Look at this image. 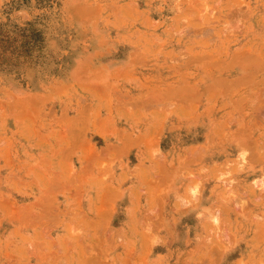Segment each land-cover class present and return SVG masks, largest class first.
I'll return each instance as SVG.
<instances>
[{
    "label": "rangeland",
    "instance_id": "1",
    "mask_svg": "<svg viewBox=\"0 0 264 264\" xmlns=\"http://www.w3.org/2000/svg\"><path fill=\"white\" fill-rule=\"evenodd\" d=\"M31 71L38 94L0 101V264H110L113 247L118 264L157 252L154 264H172L162 201L206 211L188 264H264V0H0V74L26 86ZM4 103L23 136L54 141V163L16 171ZM134 153L142 161L121 178L147 209L124 240L108 223L120 195L110 166ZM88 182L101 221L57 225L59 199L79 206Z\"/></svg>",
    "mask_w": 264,
    "mask_h": 264
},
{
    "label": "crops",
    "instance_id": "2",
    "mask_svg": "<svg viewBox=\"0 0 264 264\" xmlns=\"http://www.w3.org/2000/svg\"><path fill=\"white\" fill-rule=\"evenodd\" d=\"M103 59V60H102ZM107 59L111 58H101L100 63H109ZM120 59V58H115ZM114 60V61H115ZM103 61V62H102ZM111 63V62H110ZM28 78V73L26 74ZM33 71L30 73V79L28 80V85L24 86L22 83H20L19 80H16L13 78L10 74L7 73H1L0 74V101L1 99H5V94L8 93L10 98L18 99L22 98L24 95L30 94L32 97L36 94H38V85L33 79ZM30 81V82H29ZM2 95V96H1ZM5 104V103H4ZM3 105V104H2ZM3 112L7 114L6 119L4 120V127L5 124L7 128H9L11 131H13V137H12V143H13V154L12 158L15 163V169L17 172H19L20 175L25 174V172L33 165L36 161H38L40 158H47L48 161L53 162V146L54 141L51 138H46L45 141L40 142V140L35 139V137H28L23 136L21 134L22 125L17 122L14 117L10 114L13 111L10 110L8 105L3 106ZM41 127L48 128V124H43ZM2 129V127H1ZM0 129V130H1ZM45 129V128H43ZM122 129V128H121ZM20 132V134H19ZM192 140L198 142L197 139H194L191 137ZM171 139V138H170ZM167 140V139H166ZM95 146L102 147L107 145L106 142H109L110 145L113 144L111 142V139L109 138H95L94 139ZM170 152H166L164 155L165 157H168ZM80 153H77L72 158L73 167L77 170L83 169V163L80 160ZM137 158V159H136ZM25 160V161H24ZM136 163L141 162L138 158V155L134 153L133 155L129 154L124 158H120L117 160H114V162L110 166V173H112V179L109 181V185L112 188L113 191L119 190L120 195L118 196V199L116 200L114 211L112 212V215L109 217L110 220L108 221L109 224L119 226L121 232L123 233L122 236L125 239H127L128 236L137 235L136 228H134V225H136V217L140 214H144L147 209V203L146 200H131L129 197V194L131 192V186L132 181H124L121 177L126 176L128 172L130 173V170L132 169L133 165ZM54 163V162H53ZM83 166H82V165ZM54 165V164H53ZM54 167V166H52ZM181 173V172H180ZM175 172V175H179V177H184L185 174L183 173ZM93 174L97 176V170L93 171ZM174 175V174H173ZM172 175V176H173ZM89 183V184H88ZM86 185H84L82 192L83 196L81 197L79 206H76L74 204V199L71 197V195L67 192V196L69 197V200L67 202L61 201L59 199L57 205L58 209L62 210V215L60 217V220L57 225H63L67 222H70L71 220H74L73 222H76L75 219L79 221V224L81 225H92L97 224L99 221H101V217L98 215V203L95 199V193L97 192L98 185L88 182ZM182 184L185 186V182L182 180ZM183 186V187H184ZM33 186L32 188H34ZM182 187V188H183ZM38 190L40 191V188L38 187ZM38 191V192H39ZM117 192V191H116ZM21 199L20 204L21 205H28L33 202V200L28 199V197L31 196L29 188H22L21 189ZM163 202L160 204V213H161V221L167 226H169V237L171 238V247H172V253L174 261L172 264H188V262H185L188 255L192 254L193 252V245L194 242H196V237L199 235L202 236V233L199 232V221L201 219L200 215L206 213V211H196L193 213H187L185 210L189 208L188 205H185L183 202H180L183 206V209L180 212L174 211L176 202H171V204L163 207ZM203 202H199L201 205ZM75 205V207L73 206ZM74 208H73V207ZM207 207V206H205ZM73 208V213H72ZM165 210L163 211V209ZM208 208V207H207ZM79 210L78 214L79 216H76L74 213V210ZM181 216V218H178ZM178 219V230L179 234L177 236L179 237H173V226L175 221ZM51 238L55 240H64L65 236L59 228L57 230L52 231ZM82 239L84 241L89 240L92 241V239H88V236L86 233L83 234ZM173 239L180 240L181 242H184L182 245L179 243L178 245H173ZM163 247L161 245H155L152 248L153 252L161 250ZM118 248L113 247V251L111 253L110 258L113 260H110V264H118L115 263L114 256L116 257L115 251ZM118 253V252H117ZM161 255V253L157 252ZM157 253H154V255H148L144 262L142 264H154V257L158 256ZM233 253V252H232ZM229 253L228 255H230ZM234 254L229 258L230 263L232 260V257ZM186 257V258H184Z\"/></svg>",
    "mask_w": 264,
    "mask_h": 264
},
{
    "label": "bare ground",
    "instance_id": "3",
    "mask_svg": "<svg viewBox=\"0 0 264 264\" xmlns=\"http://www.w3.org/2000/svg\"><path fill=\"white\" fill-rule=\"evenodd\" d=\"M245 151H243V149H241V152H240V155H241V159H245ZM207 201V200H206ZM200 202H202V200H200ZM203 204V203H202ZM205 208H207V207H205ZM212 208H215L214 210H213V213H212V216H211V219H212V221L214 222V223H217L218 221H219V217H220V210L219 209H217L218 207H214V204L213 205H210L209 207H208V210L210 209V210H212ZM215 210H217V211H215Z\"/></svg>",
    "mask_w": 264,
    "mask_h": 264
}]
</instances>
